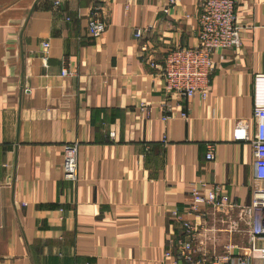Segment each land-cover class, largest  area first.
I'll return each mask as SVG.
<instances>
[{
	"label": "crops",
	"instance_id": "obj_1",
	"mask_svg": "<svg viewBox=\"0 0 264 264\" xmlns=\"http://www.w3.org/2000/svg\"><path fill=\"white\" fill-rule=\"evenodd\" d=\"M237 1L241 46L214 55L207 100H184L166 93L139 47L163 63L197 46L199 0H0V264H175L165 253L184 235L177 210L206 236L196 259L231 253L241 264L244 225L229 238L228 219L189 213L194 189L220 184L248 206L256 187L252 145L234 134L241 121L255 131L264 0ZM73 143L77 181L62 168Z\"/></svg>",
	"mask_w": 264,
	"mask_h": 264
},
{
	"label": "built area",
	"instance_id": "obj_2",
	"mask_svg": "<svg viewBox=\"0 0 264 264\" xmlns=\"http://www.w3.org/2000/svg\"><path fill=\"white\" fill-rule=\"evenodd\" d=\"M201 11L198 16L199 37L198 45L194 47H176L165 57L163 63H158L149 56V47L142 44L139 52L148 57L150 68L158 71L165 82V91L184 100H191L200 97L207 100L209 97L211 76L215 69L214 55L218 52L235 49L241 46V28L236 22L235 11L237 0H199ZM177 0H169V5L176 4ZM56 5H60L56 2ZM169 13V8L164 10ZM105 31L100 16L94 13L89 25V33L94 38H99ZM144 30L137 29L135 37L142 39ZM49 47V44H45ZM64 74H67L65 71ZM142 113L149 115L147 105L140 106ZM181 117L188 119V113L184 110ZM164 117L163 121H168ZM253 120L255 131H249L248 123L239 122L235 128L234 139L236 141L250 142L253 148L254 171L256 187L253 192L251 203L248 206H240L235 198L229 195L220 184H214L206 192L194 189L192 192L193 201L189 207V213L199 218H204L205 211H210L213 219L226 218L229 227L226 229L229 238L241 233L238 224L246 227L247 243L239 247L241 264H247L250 259L258 256L264 259V74L255 76V95ZM168 142L166 137L164 143ZM78 153L79 144H66L63 149V173L70 181L78 179ZM216 146L207 145L206 160H215ZM205 210V211H204ZM174 220L182 226L183 237L178 240L169 239L168 249L165 258L174 259L175 264H230L231 253L228 255L210 256L205 252L201 259H196L200 249L196 242L202 241V229L193 221L186 220L179 213L174 211ZM234 215L240 219L233 222ZM208 231V230H206ZM212 231L216 232L215 229ZM229 249L235 248L230 244Z\"/></svg>",
	"mask_w": 264,
	"mask_h": 264
}]
</instances>
